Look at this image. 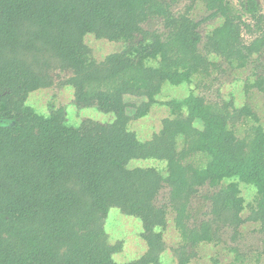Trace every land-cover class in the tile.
<instances>
[{
	"label": "trees",
	"instance_id": "1",
	"mask_svg": "<svg viewBox=\"0 0 264 264\" xmlns=\"http://www.w3.org/2000/svg\"><path fill=\"white\" fill-rule=\"evenodd\" d=\"M202 1L211 13L204 20L223 18L205 36L191 7L176 13L164 0H0V264H162L168 206L181 234L175 264H190L200 243H220L222 228L237 234L257 222L264 232V128L244 139L232 129L246 118L259 123L249 106L209 104L192 89L165 103L172 116L151 139L128 129L150 112L164 83L192 85L195 75L221 70L212 55L241 69L264 54L258 0H241L247 19L228 0ZM154 17L162 31L144 27ZM89 33L128 45L98 61L85 42ZM55 70L72 73L65 83L77 108L112 113L113 121L73 126L64 106L43 115L27 105L31 92L54 85ZM253 85L264 91V82ZM197 153L207 156L205 167L185 162ZM149 158L167 161V175L129 167ZM226 178L257 188L246 218L239 184L220 186ZM205 185L218 189L207 217L193 225L191 202ZM113 207L142 221L147 250L136 261L113 257L124 247L111 244L105 229Z\"/></svg>",
	"mask_w": 264,
	"mask_h": 264
},
{
	"label": "rangeland",
	"instance_id": "2",
	"mask_svg": "<svg viewBox=\"0 0 264 264\" xmlns=\"http://www.w3.org/2000/svg\"><path fill=\"white\" fill-rule=\"evenodd\" d=\"M171 3L173 10L184 12L187 7H191L190 16L196 21H202L200 31L203 36L219 26L223 18L218 16L213 19L204 20L211 13L208 11L205 2L202 0H164ZM235 11L248 18L247 13L242 9L241 0H228ZM264 13V0H258ZM204 20V21H203ZM144 27L150 31L163 30V21L158 17L151 18L145 23ZM246 41H250V35L244 34ZM141 40L136 37L134 43ZM85 42L92 49L94 57L98 61L115 52H120L127 47L125 42L109 41L107 39H98L94 34L89 33L85 36ZM211 59L221 64L220 69H213L209 74H197L193 77L194 83L181 85H172L164 83L161 92L156 96V102L152 105L150 112L137 119H132L128 124V129L134 131L142 141L151 139V137L160 131L162 120L171 117L170 107L165 105L172 99H184L193 89L196 94L206 97L209 104L214 102L222 103L232 101L236 106H249L259 117V123L251 118H246L239 124L232 126L238 138L244 139L250 134L255 126L261 125L264 128V91L253 84L264 82V54L254 56L251 62L241 69L232 68L228 62L215 55ZM150 61V64H155ZM55 83L49 88H40L30 93L27 99V105L32 106L38 113L49 115L51 107L59 108L64 106L66 109L67 124L78 126L88 118L101 123L113 121L112 113H103L95 107L77 108L73 104L74 88L66 84V80L72 75L70 71L55 70ZM140 103L141 100L139 99ZM134 114V110L129 111ZM196 126L202 128L200 120L196 121ZM186 163H191L196 167H205L208 158L204 154H193L189 156ZM130 168L135 167H157L164 175H167V161L155 158L133 159L129 163ZM231 182H238L241 195L245 199L246 208L243 217L250 214L251 208L255 207L258 199L257 188L254 185L246 184L237 178H226L220 186H226ZM210 185H205L199 189V192L191 202L192 224L197 225L207 217L210 210L209 196L217 190ZM168 188L165 187L162 196L159 198V204L163 205L167 200ZM168 209L167 227L163 229L166 250L161 256L162 264H175L173 249L181 243V234L175 225V213ZM105 229L109 235L111 244L123 241V250L114 254V259L120 263L133 262L141 258L146 252L147 245L141 237L143 224L140 218L124 214L119 208L110 209L105 222ZM220 243H200L195 248L196 256L193 257L190 264H264V232L261 230V224L257 222H247L241 226L238 233L235 234L232 229L222 228L220 232ZM192 250V249H191Z\"/></svg>",
	"mask_w": 264,
	"mask_h": 264
}]
</instances>
